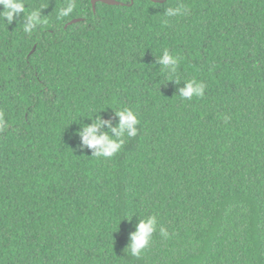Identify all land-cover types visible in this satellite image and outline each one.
<instances>
[{"label":"trees","instance_id":"trees-1","mask_svg":"<svg viewBox=\"0 0 264 264\" xmlns=\"http://www.w3.org/2000/svg\"><path fill=\"white\" fill-rule=\"evenodd\" d=\"M115 1L23 0L30 33L0 18V264H264V0ZM125 108L137 135L94 157L78 133Z\"/></svg>","mask_w":264,"mask_h":264},{"label":"clouds","instance_id":"clouds-1","mask_svg":"<svg viewBox=\"0 0 264 264\" xmlns=\"http://www.w3.org/2000/svg\"><path fill=\"white\" fill-rule=\"evenodd\" d=\"M0 9H2L0 10V18L7 21L8 24H12L17 17L25 14V4L23 0H0ZM72 12L73 4L68 3L66 7L60 10L59 14L62 17H67ZM185 13L186 9L182 4L176 7H169L167 10V16L169 18L184 15ZM40 23H42V21L39 11L27 13L24 15L23 30L26 33H30ZM157 59L162 65V69L167 70L171 74L177 72L179 59L167 49H165L162 55ZM169 78L171 79L172 77L169 76ZM173 81L179 83V80L174 79ZM185 84L186 86L180 89V97L192 100L193 98L202 97L204 95L205 85L202 82L193 79ZM114 112L115 115L119 117V124L116 128H112L111 122H104L96 118L91 126H85L83 130L78 133L82 139L83 145L94 150V157H113L122 149L125 137H135L138 133L137 125L139 124V119L133 110L125 108ZM3 124L4 121L0 118V125ZM105 124L111 129V133H100L101 128L104 127ZM112 133L116 135L113 136ZM157 225L158 220L154 215L146 219H141L137 226V231L131 237V256L138 258L149 246L153 234L157 230ZM160 233L162 236H167L165 229H160Z\"/></svg>","mask_w":264,"mask_h":264},{"label":"water","instance_id":"water-1","mask_svg":"<svg viewBox=\"0 0 264 264\" xmlns=\"http://www.w3.org/2000/svg\"><path fill=\"white\" fill-rule=\"evenodd\" d=\"M151 1H153V2H156V3H163V2H165V0H151ZM92 2H93V6H94V8H95V6H96V4L98 3V2H102V3H105V4H108V5H121V3H119L118 1H115V0H92ZM82 19H77V20H74V21H72L71 23H69L68 25H70V24H73V23H76V22H79V21H81ZM67 25V26H68Z\"/></svg>","mask_w":264,"mask_h":264}]
</instances>
